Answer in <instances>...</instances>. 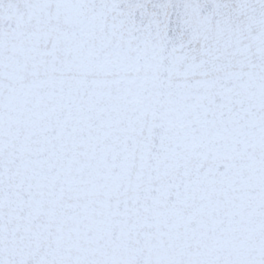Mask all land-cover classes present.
<instances>
[{"label": "water", "instance_id": "95a60500", "mask_svg": "<svg viewBox=\"0 0 264 264\" xmlns=\"http://www.w3.org/2000/svg\"><path fill=\"white\" fill-rule=\"evenodd\" d=\"M0 85V264H264V0H54Z\"/></svg>", "mask_w": 264, "mask_h": 264}, {"label": "snow or ice", "instance_id": "6c2138e0", "mask_svg": "<svg viewBox=\"0 0 264 264\" xmlns=\"http://www.w3.org/2000/svg\"><path fill=\"white\" fill-rule=\"evenodd\" d=\"M121 3L139 12L168 15L175 6V0H120ZM54 0H0V85L8 81L9 73L20 71L24 64L31 62L36 67L35 57L26 55L12 58L8 46L13 41L26 45L33 44L31 33L46 24L45 11L52 7Z\"/></svg>", "mask_w": 264, "mask_h": 264}]
</instances>
